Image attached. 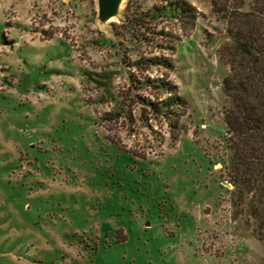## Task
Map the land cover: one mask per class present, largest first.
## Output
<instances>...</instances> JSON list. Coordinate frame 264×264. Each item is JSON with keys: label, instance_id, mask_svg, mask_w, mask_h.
<instances>
[{"label": "rangeland", "instance_id": "1", "mask_svg": "<svg viewBox=\"0 0 264 264\" xmlns=\"http://www.w3.org/2000/svg\"><path fill=\"white\" fill-rule=\"evenodd\" d=\"M172 1L192 25L150 21L139 43L126 2L100 24L96 0H0V264H264L224 170L232 3ZM160 31L171 69L130 68L167 48ZM164 74L186 105L176 129L144 103Z\"/></svg>", "mask_w": 264, "mask_h": 264}, {"label": "trees", "instance_id": "2", "mask_svg": "<svg viewBox=\"0 0 264 264\" xmlns=\"http://www.w3.org/2000/svg\"><path fill=\"white\" fill-rule=\"evenodd\" d=\"M228 1L232 3L230 8L227 6L231 14L228 33L232 44L223 50L229 57L230 71L222 83L230 104L223 117L229 151L224 170L227 183L232 187L230 203L236 215L245 212L254 224L253 233L264 239V0ZM216 3L217 0H213L214 6ZM133 4V0L126 1L121 26L126 27L132 40L139 43L148 42L140 31H147L150 21L153 29L158 27L160 20L191 26L196 17L195 10L183 1L163 0L159 8L139 14ZM237 4L245 5L247 10L241 11ZM163 33L160 31L158 35L166 37L167 48L156 46L158 54L153 52L147 58L141 57L130 64V68L134 67L139 73L151 67L171 69L164 54L172 52L174 46L171 45L176 38ZM153 43L157 45L158 42L153 40ZM162 77L156 81L144 80V85L154 92L151 94L153 102L146 100L144 103L156 117L164 119L171 129H176L180 119L186 115V105L175 87L167 81V75ZM177 135L178 132L172 134V138Z\"/></svg>", "mask_w": 264, "mask_h": 264}, {"label": "water", "instance_id": "3", "mask_svg": "<svg viewBox=\"0 0 264 264\" xmlns=\"http://www.w3.org/2000/svg\"><path fill=\"white\" fill-rule=\"evenodd\" d=\"M127 0H96L97 20L106 24L119 16L122 6Z\"/></svg>", "mask_w": 264, "mask_h": 264}]
</instances>
